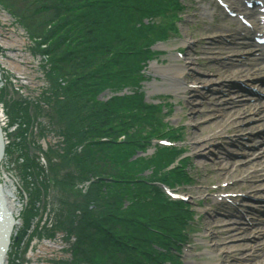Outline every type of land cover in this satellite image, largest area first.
Returning <instances> with one entry per match:
<instances>
[{
    "label": "rangeland",
    "instance_id": "rangeland-1",
    "mask_svg": "<svg viewBox=\"0 0 264 264\" xmlns=\"http://www.w3.org/2000/svg\"><path fill=\"white\" fill-rule=\"evenodd\" d=\"M32 1L0 0V114L2 115L1 124L6 147L0 173L2 176L6 175L2 180L3 183L9 180L14 184L18 194L17 201L23 207L20 214L16 215L22 219V223L16 225L19 235L13 237V240L15 246L19 243L24 244L19 245L20 248L15 247L14 252L11 249L10 264H22L21 261H24L25 264H89L85 263V257L95 259L99 257L97 252L91 251V247L95 244L94 239L102 236L104 227L108 228L109 232L112 231L111 224L115 223V220L110 221V218L116 215L114 212H119V205L115 199L123 198L121 201L123 205L125 204L124 206H130L128 203L130 198L132 202H137L133 198H136L135 196L138 194L134 193L132 186H135V183L139 181L143 184L167 185V188L171 189L174 187V177L177 176V171L180 176L177 179L180 185L171 191L182 197L185 205L184 211L190 209L192 216L186 227H179L178 231L171 233L173 236L170 239L171 242H176L178 239L180 242L182 241L183 246L179 245L182 252L171 251L170 254L166 249L171 257L160 263L209 264L216 262L211 254L212 251H216L218 257H224L226 243L233 244V242L218 238V235L207 226V222L214 226L213 221L217 217L216 214L220 215L222 220L239 222L241 220L235 218V212L232 216H225V212H222L224 210L220 211L218 206H213L216 198L220 200L224 194H230L229 198L224 200L229 201L231 209H243L242 212L249 211L242 205L251 207L252 203L257 201L243 198V193H239L237 190L241 188L249 193L250 187L255 185V182L250 177V181L243 179L250 176L252 171L241 175L220 176V166L215 164L214 158H217L218 162H222L229 156L232 157L230 158L231 162L239 164L258 149L253 151L255 148L251 146L247 150L246 142L250 141H246V137L238 134V127L242 126V124H236L238 117H234L235 121L228 125L223 132L219 131L218 125H212L217 119L213 118V120L209 117L217 113L214 111L215 109L220 108V106L215 107L213 103L229 97L228 88L231 86L227 82L237 81V79L232 80L235 72L224 73L221 76L215 73L222 68L220 61L225 62L228 66L236 62L234 57L238 53L234 46L236 47L239 41L229 45L228 47L231 46V48H228L226 44L230 43V38L225 36L221 39L220 35L235 33V30L241 27L238 20L227 13V8L232 10L235 8L231 6L232 2L238 0H223L227 8L221 7L218 0H179L183 5H179V8L178 1L175 2V0H171V2L164 0L163 3H160L159 0H145L148 8L156 6L157 2L161 7L158 10L159 13L153 14L152 17L150 15L151 18L139 15L147 27H151L150 24L153 22L152 27L155 32L147 30L145 36L132 40L135 43L133 46L123 47V50L128 51L130 55L132 51L134 52L132 57L129 56L133 60L126 61L124 58L125 61L115 71L116 73L121 71L126 73L129 63L131 66L136 65L134 63L138 57L133 48L139 47L140 50L144 48L143 55H147L149 52L152 53V58L148 62L146 60L147 66L139 74V85L133 84L132 81L130 86L124 83H115L114 86L106 87L103 91L99 90L97 100L90 101L86 110L79 108L75 111L79 121L84 115L89 118V121L83 125H92L94 120L107 122L108 116L105 118L101 115L107 114L105 110H108L109 106L115 114L120 112L116 115V118L119 119V121L115 120L117 124L113 122L107 125L99 124L103 129L113 127L112 136L94 138L91 142H95L96 147L83 149L75 146L71 158L64 155V151L70 144L67 143V139L63 140L60 137L63 135L62 133L60 135V130L63 127L59 129L63 122L62 111L66 109V102L70 99L68 97L70 94L64 90L68 88L69 83L66 86L67 80L60 78L59 65L56 63L64 57V54L49 56L44 51L54 48L45 45L39 46L40 41L37 37L40 36H37L35 31L40 27L41 32L43 29L44 31L51 30L49 25L45 28L42 27L43 25H39L40 22L44 24V21L51 19L52 15H44L42 18L40 17V21L39 17L34 20L33 10L29 7ZM243 8L241 4H238L239 10ZM47 11L50 9L48 8ZM24 12L27 16L22 15ZM206 13H210V16H205ZM122 23L124 24L123 21ZM142 24H138L137 28H140ZM26 25L30 26V28L27 27L28 30ZM107 25H110V22H107ZM221 26H225L224 29ZM31 28H34L33 31ZM113 28L115 32H119L115 26ZM160 32H165V37L159 39L158 33ZM19 38L25 42L22 48L18 45L14 47L1 45V39L12 41V44ZM185 42L194 44L190 49L191 57L186 55L187 44ZM148 44L150 46L146 48ZM211 47L222 49L227 47V50L223 55L214 54L210 51ZM180 53V61L190 63L191 58L193 69H195L193 72H196L195 76L197 75L196 78L199 79L197 83H201V85L199 84L200 92L196 91L192 95L186 96L165 90H156L154 86L165 83V76L159 73L161 72L159 69L163 70L180 64L176 59L180 58L178 55ZM12 55H18L20 61H23L20 62L19 59L15 61ZM53 58L55 59L53 60ZM12 60L17 64L20 62L21 68L25 70L17 71L15 67H10L7 62ZM212 61V65H209ZM209 78L221 79H218L216 85H214L215 83L202 85ZM184 81L186 83L190 81L188 82L190 87L194 80L186 78ZM238 81L240 80L238 79ZM221 82H226V84L224 83L223 86ZM255 88L260 93H264L260 87L256 86ZM249 97L252 103H259V99L256 100L253 98L254 96ZM138 99L142 100L140 104L142 107L140 108L139 105L137 109L134 107V110H129L128 105L134 104ZM127 103L129 104L126 105ZM192 108H195V112L190 110ZM201 110L206 113L200 115ZM212 110L214 113L211 112ZM144 112L155 114L156 117L151 120L144 119L142 117ZM236 114L234 112L232 116ZM139 115L141 118L138 117ZM252 115L259 117V114H255V112ZM127 116H137V119L128 120ZM260 117H264L263 112ZM152 120L154 122L151 123ZM131 122L134 123L133 126ZM234 124L237 126L234 127ZM251 124L253 126V123ZM257 126L254 124V128ZM172 129L177 130L179 134H175L176 131L173 132ZM262 130L263 128H260V131ZM171 133L175 139L180 140V145L175 143L177 145L171 147L174 146V141H171ZM214 133H218L219 137L210 136ZM207 136H210L208 140L205 139ZM234 138H237L236 140L239 142L231 143ZM157 139L168 141L164 143L170 146L164 145ZM201 139H204L205 142L196 143ZM70 141L72 145L78 140L71 139ZM129 141L149 142L157 146L154 148L151 146V150L142 155L141 152L135 153L130 147L127 148L124 145H129ZM109 142H115L116 147H112ZM215 144L219 148L214 151L215 157H213L207 151L212 149L211 147ZM172 151L180 152V156ZM76 154L79 159L83 155L86 156V159L83 160L86 166L73 165L72 158L74 161L78 159L75 158ZM123 158L126 162L123 161L125 164L119 167L116 163ZM94 160L97 165L92 163ZM112 160L114 163L111 162ZM90 167H92L93 173L91 172L88 179L81 180V177L84 176L83 173L91 171ZM256 167L258 170L264 168L259 163L256 164ZM86 168L89 171H86ZM172 168L176 169V171L173 170L175 176H172L174 174ZM130 169H133L131 174L136 182H131L129 185L127 184L128 180L119 183L121 181H117L116 172H127ZM103 176L106 180L101 179ZM163 178H169L172 184L162 182ZM220 190L227 191L222 193ZM239 194L242 196L238 197ZM125 198L127 199L125 200ZM245 200L246 204H243ZM152 201L156 202L153 198H147V202ZM93 219L102 228L93 227L91 225L94 224ZM157 242L156 240V243H153L155 249L164 253L165 249L161 245L157 246ZM185 243L187 245H184ZM171 245L173 250L174 245ZM43 247H46V251L40 254ZM78 248H81L85 254L77 252ZM79 254L83 258L77 256ZM243 254L247 255V252L244 251ZM230 258L233 264H239L243 262L244 257L236 253V259H234V255H230ZM90 264H94V262Z\"/></svg>",
    "mask_w": 264,
    "mask_h": 264
},
{
    "label": "trees",
    "instance_id": "trees-1",
    "mask_svg": "<svg viewBox=\"0 0 264 264\" xmlns=\"http://www.w3.org/2000/svg\"><path fill=\"white\" fill-rule=\"evenodd\" d=\"M169 1L171 2V0ZM177 1L179 2V0H175V2ZM159 2L163 3L164 0H159ZM167 5L170 6V4ZM29 7L33 10L34 20L38 17L39 20L40 17L42 18L44 15H52L50 17L51 19L44 21V24L40 22L39 25H43L42 27L44 28L49 25L51 30L44 31L43 29L41 32L40 27L35 31L37 36H40L37 37L40 41L39 46L45 45L47 47H53L54 49L44 51L49 56L59 53L64 54V57L56 63L59 65L58 71L61 73L60 78L65 79V81L70 79L68 82L66 81V86L69 83L68 88L64 89L67 94H70L68 95L70 99L66 102V109L62 111L63 117L61 114V119L63 122L60 124L61 127H59V129L63 127V129L60 130V135L63 134L62 136L66 137L67 143L70 145L71 139L78 140L71 145L73 147L69 145L64 151V155L71 158L73 157L75 146L76 148L82 147L83 149L96 147L95 142H91L94 138H108L109 135L112 136V133H114L113 127L111 128L110 126L103 129L99 124L107 125L110 124V122L117 124L116 121H119V119L116 118V115H118L120 111L115 114L114 110L109 106V109L105 110L107 114L101 115L105 118L108 116V121L94 120L95 122L92 121V125H83V123L89 121V118L84 115L82 119L80 118L81 121H79L75 111L79 108L86 110L90 101L95 102L97 100L99 90L103 91L106 87L114 86L115 83H124L130 86L133 82V84L139 85V74H141L143 69L147 66L148 60L152 58V53L147 52V55H143L142 50H144V48L142 50H140L139 47L133 48L135 55L138 57V60L134 63L136 65L131 66L129 63L126 67V73L123 71L116 73L115 69L120 67V65H122L121 63L125 60L129 61L131 59L129 56L134 53L132 51L130 55L128 51L123 50V47L130 48L133 46L135 43L132 42V40H135L137 37L140 38L141 36H145L147 30L152 33L155 32L152 27L153 22L150 24L151 27H147L139 15H146L148 16L147 18H151L153 14H157L161 7H159V3L157 2L156 6L148 8L145 0H33ZM46 8H49L50 11H47ZM25 14L26 12L22 15ZM107 22H110L111 28L110 25H107ZM138 24H142V26L137 28ZM114 26L119 32H115ZM27 27L30 28V26L26 25L27 30ZM33 29L31 28V31H33ZM112 31L114 32L112 33ZM163 37H165V32L158 33L159 39ZM149 46L148 44L146 48ZM55 58H53V60ZM132 60L133 59H131V61ZM145 62L146 65L144 66ZM141 102L142 100L138 99L134 104L132 103L129 106L128 104L131 103L129 102L126 105H128V109L132 111L134 107L137 109V106H139ZM139 107L141 108L142 105ZM69 111H71V113H69ZM154 115L150 112H144L142 117L151 120V118L154 119V117H156ZM127 117L128 120L137 119V116ZM138 117L141 118V115ZM152 122L154 121L152 120L151 123ZM131 125L133 126L134 123L131 122ZM171 136L172 139H175L173 133H171ZM109 143L112 147H116L115 142ZM124 145L127 146V148L130 147L135 153H140V149L148 148L151 143L129 141V145ZM172 152L180 156V152ZM83 156L79 159V156L76 154L75 158L78 159L74 161V158H72L74 162L73 165L76 166V164H81L82 166H86L83 161L86 159V156L82 159ZM129 156L126 157L129 158ZM123 161L124 158L117 161L116 164L121 167L122 164L126 162ZM111 162L114 163L113 160ZM92 163L94 164L95 160ZM90 168L91 171L86 168V171L88 170L89 172L83 173L84 176L81 177V180L88 179L87 177L91 175V172L93 173L92 167ZM132 170L133 169L127 170V172L120 171L121 173L116 172L117 181H121L119 183H124L128 180V185L131 182H136L134 180L135 178L132 177ZM174 171H176V169ZM174 171L172 170L173 173ZM98 176H100V174H98ZM104 176L101 177V179L106 180ZM172 176H175V173ZM178 178H180V176L177 171V176L174 177V186L180 185V183H178L179 180H177ZM161 181L172 184L169 178H163ZM125 187L127 188V186ZM132 188H134V193H136V195L138 194L135 196L136 198H133V200L137 202H132L130 198L128 201L130 206H124L125 204L123 205L121 201L123 198H121V200L115 199L118 203L117 205H119V212H114L116 215L110 218V221L113 219L115 220V223L113 222L111 224L112 231L109 232L108 228L104 227V233L102 232V236L94 239L93 242L95 244L91 247V251L97 252L99 257H97V259L85 257V263L161 264L162 261L170 259L171 255L169 256L166 249L171 254V244L174 245V249L175 246L179 247L177 242L180 243V239H175L176 242H171L170 239L173 237L171 233L178 231L179 227L184 228L188 225V220L192 216L191 210H187L188 212L184 211L185 205L183 203H176L171 199L170 201L168 199L169 197L156 184H143L139 181L136 182L135 186H132ZM147 198H153L156 202H147ZM126 199L127 198H125V200ZM117 216L119 217L117 218ZM93 223L94 224H91L93 227L102 228L96 221ZM156 240L158 241L156 245H161V247L165 249L164 253L155 249L153 243H156ZM77 252H83V250L78 248ZM83 254L85 253L83 252ZM77 256L81 255L79 254ZM81 257L83 258V256ZM75 260L77 259L75 258Z\"/></svg>",
    "mask_w": 264,
    "mask_h": 264
},
{
    "label": "bare ground",
    "instance_id": "bare-ground-1",
    "mask_svg": "<svg viewBox=\"0 0 264 264\" xmlns=\"http://www.w3.org/2000/svg\"><path fill=\"white\" fill-rule=\"evenodd\" d=\"M238 4H241L242 6L246 5V7H248V4H250V0H238L237 2L232 3V6L235 7L234 9H236L235 11H238ZM179 5L183 6L181 2H178V8H179ZM261 6L264 8V3H262ZM240 15H244L243 18L247 20L252 19L251 13L241 12ZM205 16H210V13H206ZM263 17H264L263 12L262 14L259 13L257 14V16H255L254 20L251 22L252 25L240 29L239 32H237L238 29H236L235 33H230L228 35L224 34L222 36L220 35L221 39L225 36L226 38H230L229 40L230 43L226 44L227 47L229 45L235 44L236 41H239L238 45H236V47L234 46L236 53H238V55L234 57L236 59V62L233 65L228 66L225 62L220 61V63L222 64V68L219 69L215 73L216 75L221 76L224 73L231 74L232 72H235L232 80L237 79V81L227 82L231 86V88H228L229 97L223 101L219 100L213 103L215 107L220 106V108L215 109L214 111L217 113L212 114L209 117L212 119L213 118L217 119L212 125L213 126L218 125L217 127L218 129H220L219 130L220 132H223L224 130H226L228 125H230L232 122L235 121L233 120L234 117H238V119L236 120V124L238 125L242 124V126L238 127L239 130L237 129L238 130L237 132L238 134L242 135V137L252 136L255 138H259V137L261 138V136L264 135V126H263L264 124H262L264 122L263 121L264 117L262 118L260 117V115H262V112L264 113V93L259 96L258 93L253 92L252 90V89H255L256 86L264 90V55L263 56H258V55L252 56V55L257 54L258 51L256 48L258 46H256V43L254 42V40L251 39V36H249V33L251 32L255 33L261 30V22L263 21ZM224 27L225 26L223 27L221 26L222 29H224ZM243 38L249 42L244 41ZM20 39L21 38L17 39L16 42L12 44H11L12 41H6V40L1 39L2 40L1 45L7 46V47H14L18 45L19 47L22 48L24 47L25 42ZM185 43L187 44L186 55L191 57L190 49L194 46V44L193 43L190 44L188 42H185ZM227 47H225V49L211 47L210 51L214 54L223 55L226 53ZM228 48H231V46ZM178 55L180 58L177 57L176 59L179 60L181 59V53ZM12 57H14L15 61L18 59L20 61V58L18 55H12ZM186 59L189 60V58H186ZM22 61L23 60H21L20 62ZM20 62L17 64L16 62L12 60L7 63H9L10 67L12 68L15 67L17 71L25 70L21 68ZM179 63L180 64H177V65H174L168 68H164L163 70L162 68H160L159 71L161 72L159 73L164 74L165 83L158 84L154 86V88L158 91L165 90V91H169L170 93H178V94H183L186 96L192 95L196 91L200 92L199 84L201 85V83H197V80L199 79L196 78L197 75L195 76L196 72H193V70L195 69H193V66H192L193 62L191 61V58H190V63H185L183 60L182 61L179 60ZM211 63H213V61L210 62L209 65H212ZM189 71H191L193 74ZM186 78L193 79L194 81L196 80V82L193 81L192 82L193 85L189 87L188 82L190 81L186 83L184 81L186 80ZM218 79L220 80L221 78H218ZM218 79H214V78L206 79L205 80L206 82H203L202 85L203 84L207 85L210 83H215L214 85H216L217 81H219ZM238 79L240 81H238ZM221 83L223 84V86L226 84V82H221ZM238 84H241V85H238ZM242 84H244L245 86L243 87ZM205 89H208V88H205ZM239 92H241L242 94H240ZM249 96H254L253 98H256V100L259 99V103L258 104L252 103ZM148 105L149 104L147 103V106ZM232 107L234 109H229ZM190 110L195 112V108H192ZM211 112L214 113L213 110ZM234 112H236L237 114L232 116ZM254 112L255 114H259V117L252 115L254 114ZM205 113L206 111H202V110L200 111V115H204ZM1 116L2 115L0 114V141L2 139L3 144H0V166L2 163L3 155H4L3 152H5V149H6L4 139H3L4 134H3L2 124H1L2 123ZM245 123L247 125H243ZM251 123H253V126ZM236 124H234L235 125L234 127L237 126ZM254 124L258 125L257 128H254ZM260 128H263V130L260 131ZM172 131L173 132L176 131V133L179 134L177 130L172 129ZM249 132L250 134L251 133L253 134L250 136ZM210 136H216L215 138L219 137L218 133L217 134L214 133L213 135H210ZM210 136H207L205 139L208 140ZM60 137L63 138V140L64 139L66 140L64 136H60ZM236 139L237 138H234L233 140H231V143L239 142V140H236ZM157 140H160L161 142H163L164 145L170 146L164 143V142H168L166 140H161V139H157ZM254 140L255 139H253V141ZM171 141H174L173 143L174 146H171V147H175L177 145L175 143H178V145H180L179 143L180 140L171 139ZM201 142L202 143L205 142L204 139L198 140V142L196 143H201ZM260 142H262L261 144H264L263 139ZM248 143L250 145L251 142H248ZM251 145H254V144L251 143ZM151 146L154 148L157 145L151 144L148 148H143V149H140L139 151L141 152L142 155H145L151 150L152 148ZM217 146H218L217 144L213 145L211 147L212 149L207 151L208 154L215 157L214 151H216V149L219 148V146L218 147ZM257 149L258 151H255ZM253 151H255L253 152L254 154H252L249 158H246L243 162L239 164L231 162L230 158L232 157H229V156L226 157L227 160L222 161V162H218L217 158H214L215 164L220 166V172H221L219 173L220 176L221 175L229 176V175H235V174L241 175L242 173L244 174L246 172L252 171L251 175L248 176L247 178H244L243 180L247 181L248 179V181H250V178H251V180L255 182L254 183L255 185L250 187L251 190L249 191V193L245 192L243 189L238 187L239 188L237 189L238 192L243 193L244 195L242 196L241 194H239L238 197L242 196L243 198H248L250 200L251 199L257 200L258 202H253L251 207H249L248 209L249 211L241 213L237 209H234V210L231 209L229 201H225L228 199L226 195L221 197V200H217L216 198L213 206H218V209L220 211L224 210L222 212H225V216H232L233 213L235 212L234 213L236 214L235 218L241 220V222L236 221V220L234 221L226 220V219L222 220L220 219L221 218L220 215L218 216L217 214L215 215L217 217L213 221L214 226H212V224L207 222V226L210 229H212L211 231H213L214 233L218 235V238L223 239V240L226 239V241L228 240V241L233 242V244H230L231 242L230 243L225 242L227 245V248H226V252L224 253L226 256L223 254L224 257L220 258L217 256L218 253L216 251H212L211 254H213L214 258L216 259V262H212V263L210 262L209 264H233L230 260L231 259L230 255H234V259H236V253L240 254L241 257H244L242 260L243 262L239 264H264V182H262L264 181V168L262 170H258V168L256 167V164L258 163L262 167H264V147L255 148ZM172 170H175V169L172 168ZM4 176L6 175L4 174L2 176L0 173V206L2 208V213H4L6 216L4 220L7 221V218H9L10 216V218H13L15 224L10 230L5 226L4 221L3 223H1V226H0V228H2L1 230L5 232L9 230L11 234H10V239H9V245L6 250L7 252L5 254L3 263H0V264H10L11 249H12V252H14L15 247L20 248L19 245L24 244V243H19L18 245L16 244L15 246L14 240H13V237H17V235H19V232L16 229L17 228L16 225H20L22 223V219L18 218V216L16 215L20 214V211L23 207H22V204L19 201H17L18 194L16 193V187L14 186V184L11 181L9 182V180L4 181V183L2 182V180L4 179ZM156 185L159 188H161V190H163V192L167 196L171 194L175 196V198H168L169 200L171 199L173 202H176V203H183V200L181 199L182 197L178 196L176 193H173L171 191V190H175L176 187H179L178 185L174 186L171 189H168L167 185H162V184H156ZM220 191L224 193L227 190H220ZM244 204H246V200ZM227 208L230 210H228ZM10 218H9V221H10ZM35 241L37 242V240ZM178 245L183 246L182 242H180ZM184 245H187V243H185ZM30 248L31 246L29 247V249ZM181 249H182L181 247L177 246L172 251L182 252ZM43 251H46V247L41 248L40 254H42ZM244 251L247 252V255L243 254ZM21 263L25 264L24 261H21Z\"/></svg>",
    "mask_w": 264,
    "mask_h": 264
},
{
    "label": "water",
    "instance_id": "water-1",
    "mask_svg": "<svg viewBox=\"0 0 264 264\" xmlns=\"http://www.w3.org/2000/svg\"><path fill=\"white\" fill-rule=\"evenodd\" d=\"M0 144H3V140L1 139L0 141ZM2 150V149H1ZM4 153V152H3ZM5 214L2 213V208L0 206V226H1V223H3V221L5 222V226L8 228V229H12L13 225L15 224L13 218H10V221H9V218H7V221L4 220L5 218ZM2 228H0V263H3V260H4V257H5V254H6V250L8 248V245H9V239H10V232L9 230H7L6 232L1 230ZM3 249V250H2Z\"/></svg>",
    "mask_w": 264,
    "mask_h": 264
}]
</instances>
